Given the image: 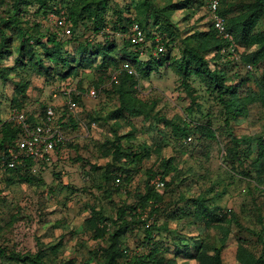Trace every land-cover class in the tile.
<instances>
[{
	"label": "rangeland",
	"instance_id": "374dc122",
	"mask_svg": "<svg viewBox=\"0 0 264 264\" xmlns=\"http://www.w3.org/2000/svg\"><path fill=\"white\" fill-rule=\"evenodd\" d=\"M42 1L48 8L46 14L37 12L38 0H27L26 5L22 4L17 15L19 25L28 28L38 24L41 33L57 32L65 39L62 49L70 54L88 36L94 43L106 40L116 44L128 42L132 50L136 49L131 46L133 44L140 51L142 61L149 59V53L156 55L154 49L157 46L151 49V40L135 44L131 28L130 33L113 29L114 23H126L127 17L144 19V13L137 8L140 0H107L105 17L108 26L104 34L93 36L84 24H80L72 37L76 39L67 36V30L71 29L64 13L68 0ZM151 1L164 7L184 0ZM246 2L248 0H227L221 9L228 18L241 13ZM13 3L14 0H0V22L13 13ZM170 13L174 24L172 30L177 33L170 57L178 59L179 49L187 37L195 31L207 29L211 19L201 2ZM164 38L169 40L167 34ZM46 41L43 36L42 42ZM156 43L162 45L159 38ZM14 47L12 45V49ZM255 49L256 46L234 42L233 48L212 49L204 56L211 67L223 70L226 85H235L237 94L246 97L256 94L252 79H257L264 69V59L253 66L242 60V56ZM1 62L0 67L14 65L15 54ZM99 62L100 58H96L65 80L51 76L52 70L43 75L28 69L14 73L2 68L6 70L7 79L0 77V125L10 110L18 107L12 100L16 97L13 89L21 81H29L27 96L22 98L21 108L18 107L26 114H37L44 105H53L59 116L64 105L60 90L64 87L75 89L79 101L76 109L69 111L73 122L69 121L64 129L66 142L61 150L48 160L35 163L26 176L22 172V176L13 180H7V174L0 167V249L6 254L4 257L0 254V264H34L11 260L9 255L12 253L40 255L44 264H106L103 249L110 247L108 237L118 228L112 221H119L117 213L120 210L125 212L123 217L128 227L118 236L119 249L127 248L133 257L145 253L144 224H152L153 217L146 210L139 209L134 213L133 206L138 193L144 189L147 171H162L163 162L167 160L173 168L166 176L165 190L160 189L164 193L160 206L166 211L176 205L184 206L187 197L201 195L223 211H232L239 226H231L222 252L223 264H239L236 252L240 243L256 256H262L260 264H264V189L253 178L257 144L264 122V109L260 103L247 104V115L238 116L228 126L224 122L223 104L219 101L220 95L225 100L228 95L223 96L200 77L192 76L187 81L193 89L192 95L196 96L198 107L195 106L170 60L156 66L150 74L136 72L129 61H121L116 69L103 70L97 67ZM46 65H50L49 61ZM124 65L133 70L137 96L152 109L149 117L114 119L113 111L118 106L115 87ZM246 78L249 80L240 83ZM159 117L174 119L181 126L188 122L204 125L212 128L216 137L205 139L195 134L174 137L171 128L158 121ZM130 132L131 135L126 136ZM232 137L239 143L233 142ZM112 142H120L123 152L143 151L150 156L141 164H125L124 160L114 158ZM227 148L232 149V154H226ZM115 165L129 167L132 175L129 185L121 186L113 181L107 171ZM106 175H109L108 179ZM162 214L158 213L154 223L160 230L152 233L156 241L163 240L168 245L167 257L174 253L172 244H179V247L184 242H191L193 246L198 244L193 228L177 221L164 226ZM96 217L105 220L104 240L93 236L92 219ZM168 229L171 233L167 232ZM210 232L209 242L214 243L218 231L213 228ZM116 264L130 262L119 254ZM176 264H198V259L182 257Z\"/></svg>",
	"mask_w": 264,
	"mask_h": 264
},
{
	"label": "trees",
	"instance_id": "16d2710c",
	"mask_svg": "<svg viewBox=\"0 0 264 264\" xmlns=\"http://www.w3.org/2000/svg\"><path fill=\"white\" fill-rule=\"evenodd\" d=\"M27 0H14L13 13L9 15L7 19H2L0 22V66L2 60L7 56L15 54V63L10 67H0V77L7 79L5 74L7 70L10 72H16L18 70L28 69L47 75L52 70V75L62 80L67 79L71 75L77 74V71L82 66H88L90 62L96 58H100L99 65L100 70L111 67L112 69L118 68L121 61H129L134 65L135 71L150 74L151 70L163 62L170 60L175 65L176 70L182 77V84L186 92L191 97L192 104L198 107L196 96L192 95L193 89L190 83L187 81L190 77H200L201 80L207 85H212L214 89H217L223 96H227V100L223 99L220 95L219 101L223 104L225 110V124L230 126L231 121L235 120L238 116L247 115V104L258 101L261 107L264 109V69L261 75L256 79H252L256 87V94L247 95L246 97H240L237 94L236 86L225 84V73L223 70H217L209 64V60L205 58V54L210 53L212 49H225L229 47L230 42L219 36L213 28L212 21L208 24L207 29L198 30L187 37V41L184 46L180 47V56L178 59L170 57L171 46L174 40L177 38L172 28L174 24L170 18V12L178 9L189 7L195 2H201L204 6L203 0H184L180 3H170L168 6L158 7L156 3L151 0H140L138 3V9L144 13V19L139 20L137 17H127L126 23L118 21L113 24V29L129 31L131 26L136 23L142 29L146 40H151V49H154L158 43V38L162 42L163 50L158 52L157 55L149 53V59L146 61L140 60V51L137 46L131 44L136 49L132 50L128 47V42L125 44H116L114 41L106 40L103 42L94 43L92 38L86 37L83 43H78L75 51L70 54L68 50L62 49V43L65 39L61 35L54 33H41L38 24L32 27L24 28L19 25L20 20L17 15L20 12L21 6L26 5ZM227 0H219V13L224 17L226 21V27L232 34L234 42H240L246 46H256V49L242 56V60L251 66L259 63L260 59H264V0H248L244 3V9L241 13L225 17V11L221 6L226 3ZM40 2V3H39ZM106 2L107 0H68L64 13L67 20L71 23L70 34L67 35L71 39L76 29L80 24H84L86 30H88L93 36L104 34L105 29L108 26V20L105 17L106 14ZM189 3V5H186ZM37 12L46 14L48 8L42 0H38ZM54 10V9H53ZM170 27V28H169ZM169 28V30H167ZM89 33V34H90ZM90 34V35H91ZM165 34L168 35L169 40H165ZM45 36L47 41L42 42V37ZM17 42V43H15ZM12 45L15 46L12 49ZM168 48V50L166 49ZM155 50V49H154ZM220 56V55H219ZM49 61L50 65H46ZM3 68V69H2ZM119 83L115 87V91L118 94V106L113 111L115 114V120H121L126 117H149L151 115V107L137 96L136 85L134 75L129 74L127 71L120 69ZM136 71V72H137ZM248 78L241 79L240 83H245ZM29 81H21L16 83L13 89V93L16 95L12 100L16 106L21 108L22 98L27 95V88ZM75 102L78 105L79 95L73 96ZM18 107H13L17 108ZM44 105L37 114H26L29 121L32 123L36 120V115H43L46 109ZM61 114L58 116L56 122L64 131L67 123L73 122L70 119L71 115L65 105L62 106ZM56 113H57V107ZM68 120V121H67ZM159 122H162L165 126L171 128L174 137H188L189 134H195L205 139H214L216 137L212 128L206 127L201 124L191 122L179 125L174 119H165L159 117ZM262 136L258 141V155L254 160L255 174L253 178L256 183L263 186L264 189V122ZM19 129L4 121L0 125V167L4 173L7 174V180H13L15 177H20L22 172H25L26 176L30 168L35 164L30 158H26L22 163L15 168H8L3 164L2 157L7 154V149L14 145L15 139L19 137ZM131 135L126 133V136ZM233 142L239 143L235 137L231 138ZM114 158L124 160L125 164H141L146 158H149L148 153L136 152L128 150L123 152V147L120 142H112ZM61 145L57 150H61ZM228 151V152H227ZM226 154H232V149L227 148ZM173 166L169 160L163 162V170L159 172H151L148 170V178L145 182L144 189L138 193L137 201L133 206L134 213L137 210H146L148 215L153 217L152 224L144 225L143 242L146 246L145 253L139 256L133 257L130 255L127 248L119 249L118 236L126 230L128 227L127 221L124 219V210H120L117 213V220L112 221L115 225H118L115 233L108 237L109 246L103 249L106 256V264H116V256L124 255L128 258L130 264H176L178 258H197L198 264H223L222 252L225 246V242L229 236L231 226L233 224L239 226V222L232 211H223L220 207L209 203L204 196H194L185 198L184 206H174L165 211L160 205L163 202V194L158 190L151 181L155 178H159L163 181L165 190L167 181L166 176ZM129 167L114 166L112 170L107 172L111 174L113 181L119 177L117 185H129L131 183V172ZM22 176V175H21ZM106 179L109 175H106ZM27 178H24V180ZM21 181V180H20ZM190 187V186H189ZM181 197V195H180ZM184 196H182L183 198ZM159 212H163V218L165 226L168 222L177 221L187 223L189 228H193L196 232V238L198 244L193 246L191 242L179 244H172L174 253L171 257H167L166 252H170L168 245H165L162 241H156L152 231L160 230L156 228L155 218ZM95 213V212H94ZM157 219V218H156ZM92 226L94 228L93 236L96 239L104 240L106 236V223L105 220H98V218L92 219ZM215 229L217 232L216 241L214 243L209 242V234L211 229ZM165 229H167L165 227ZM171 233L170 230H167ZM209 232V234H208ZM169 235V234H168ZM183 246V248H182ZM0 254L4 257L5 252L0 249ZM11 260L31 262L34 264H44L41 261V256L36 257L30 255L20 256L18 253H12L9 255ZM236 258L239 264H260L262 256H256L240 243L237 247Z\"/></svg>",
	"mask_w": 264,
	"mask_h": 264
},
{
	"label": "built area",
	"instance_id": "2783aa9c",
	"mask_svg": "<svg viewBox=\"0 0 264 264\" xmlns=\"http://www.w3.org/2000/svg\"><path fill=\"white\" fill-rule=\"evenodd\" d=\"M203 2L216 33L230 42L229 47L233 48L234 41L232 34L226 27L224 17L219 13V0H203ZM131 31L135 44H141L145 41L144 33L138 24L134 23L131 26ZM67 33L70 34V29L67 30ZM162 50L163 45L158 44L154 51L157 55ZM121 69L127 71L129 74H133V70L126 65ZM60 92L64 99V105L69 111L73 112L77 107V103L73 98L76 94L75 89L64 87ZM56 119V108L53 105H48L43 115H36V120L33 123L29 121L23 110L12 108L5 121L15 125L20 132L19 137L15 139L14 145L7 149V154L3 155V164L8 168H15L26 158L32 159L35 163L48 160L66 142L65 133L57 124ZM119 180V177L115 179L116 182H119ZM151 183L158 190L164 186L163 181L158 177L153 179Z\"/></svg>",
	"mask_w": 264,
	"mask_h": 264
}]
</instances>
